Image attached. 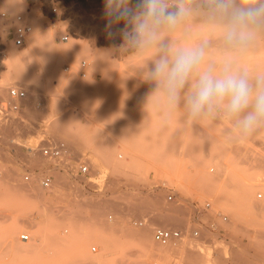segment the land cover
<instances>
[{
  "label": "rangeland",
  "instance_id": "rangeland-1",
  "mask_svg": "<svg viewBox=\"0 0 264 264\" xmlns=\"http://www.w3.org/2000/svg\"><path fill=\"white\" fill-rule=\"evenodd\" d=\"M103 2L0 0V101L12 87L27 92L17 119L0 127V264H155L173 247L154 240L157 227L185 234L175 244L185 251L169 249L164 264H264V130L230 142L226 121L189 126L177 112L162 124L145 106L148 57L113 48ZM17 16L32 26L23 47L13 41ZM189 25L172 39L205 34ZM239 67L264 72V41ZM47 141L67 145L62 161L41 153ZM146 227L149 247L137 237Z\"/></svg>",
  "mask_w": 264,
  "mask_h": 264
},
{
  "label": "clouds",
  "instance_id": "clouds-1",
  "mask_svg": "<svg viewBox=\"0 0 264 264\" xmlns=\"http://www.w3.org/2000/svg\"><path fill=\"white\" fill-rule=\"evenodd\" d=\"M103 16L106 37L120 40L116 51L148 57L140 70L150 86L145 106L162 124L177 112L189 126L226 121L230 142L264 130V72L239 67L264 41V0H104ZM190 22L205 34L196 43L173 40Z\"/></svg>",
  "mask_w": 264,
  "mask_h": 264
},
{
  "label": "built area",
  "instance_id": "built-area-1",
  "mask_svg": "<svg viewBox=\"0 0 264 264\" xmlns=\"http://www.w3.org/2000/svg\"><path fill=\"white\" fill-rule=\"evenodd\" d=\"M56 11V10H55ZM6 14H3L5 16ZM16 27L14 29L13 41L14 44L18 47H23L26 43L27 36L32 32V26L25 21L22 16H17L15 18ZM70 35L67 34L62 37V40L68 41ZM27 97V92L18 87H12L9 89V95L6 99L0 101V127L13 120L17 119L18 113L21 109L20 102ZM41 153L50 159H55L62 161L63 158L68 153L67 145L64 142H48L44 145H38ZM29 150H33V148H28ZM90 172V165L88 163H82L79 166L78 174L88 175ZM26 179H29V176H26ZM52 177L46 176L42 179V185L46 188L52 185ZM259 197H262L260 194ZM174 195H169V200H172ZM203 210L211 209V204L207 203ZM228 217L223 216V220L227 221ZM142 224V222H141ZM211 227L213 230H218L219 226L213 222L211 223ZM194 236H199V231L193 232ZM154 240L164 246L178 244L180 243L185 234L181 229L177 228H166V227H157L153 233ZM21 238L24 241H28L30 239L29 234H22ZM93 251H96V248H93ZM170 264H181L180 260L174 259Z\"/></svg>",
  "mask_w": 264,
  "mask_h": 264
},
{
  "label": "bare ground",
  "instance_id": "bare-ground-1",
  "mask_svg": "<svg viewBox=\"0 0 264 264\" xmlns=\"http://www.w3.org/2000/svg\"><path fill=\"white\" fill-rule=\"evenodd\" d=\"M7 3H8V8H10V10L12 11V12H14V11H21V8L16 4V3H14V2H8L7 1ZM193 23V22H192ZM2 24V23H1ZM187 28V31L189 32V31H191V25H188V27H186ZM195 31V30H194ZM37 37L38 36H36V38H35V35H34V38H35V40H33V41H31V43L33 44L34 42H36L37 40ZM193 37H194V35L192 36V38H191V40L193 39ZM186 38V37H185ZM189 40L190 39H188V42H189ZM195 41V40H194ZM187 42V41H186ZM191 43H196V41L195 42H193V41H191ZM215 49H217V48H215ZM211 52H215V51H212L211 50ZM210 52V53H211ZM217 52V51H216ZM211 54H213V53H211ZM11 75L12 74H9L8 76H7V78H6V80H7V82L8 81H10V79H12L11 78ZM32 100V99H31ZM247 188V187H246ZM30 191H33L34 189L33 188H30L29 189ZM247 189H243L242 188V193H241V195L242 196H246V194H247ZM140 207H142V206H140ZM167 220V219H166ZM144 224V222H142V225ZM149 230H150V228H144L143 230H142V232L141 233H138L137 234V237H138V239H139V242H140V244H142L143 246H147V247H149L148 245V243L146 242V239L148 238V234H149ZM30 236V235H29ZM21 240L23 241V242H26V243H28V241H24L22 238H21ZM183 241V240H182ZM188 244V243H187ZM181 245V244H180ZM169 246H176V248L174 247H172V248H169L170 249V251H173L174 253H179L180 251H185V245H184V247H177V245H168V246H166V247H169ZM165 247V248H166ZM33 247H32V245L29 243V244H27L26 245V247L24 248V249H22V251H24V252H26V253H28L31 249H32ZM151 248H153V247H151ZM164 248V247H163ZM163 248L161 249V250H163ZM164 248V249H165ZM168 249V250H169ZM172 249V250H171ZM168 250H164V252L162 251V252H157L158 253V257H157V259H156V263L155 264H164V258H165V256H166V253L168 252ZM188 250H187V248H186V252H187ZM189 252V251H188ZM169 253V252H168ZM30 255V254H29Z\"/></svg>",
  "mask_w": 264,
  "mask_h": 264
},
{
  "label": "crops",
  "instance_id": "crops-1",
  "mask_svg": "<svg viewBox=\"0 0 264 264\" xmlns=\"http://www.w3.org/2000/svg\"><path fill=\"white\" fill-rule=\"evenodd\" d=\"M28 149L27 148H23V152L27 151ZM13 153H15L14 151H11Z\"/></svg>",
  "mask_w": 264,
  "mask_h": 264
}]
</instances>
